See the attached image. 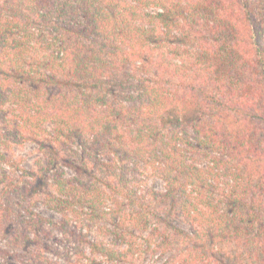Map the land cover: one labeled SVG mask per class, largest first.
Here are the masks:
<instances>
[{"label": "trees", "instance_id": "1", "mask_svg": "<svg viewBox=\"0 0 264 264\" xmlns=\"http://www.w3.org/2000/svg\"><path fill=\"white\" fill-rule=\"evenodd\" d=\"M76 206L118 221L70 231ZM130 227L172 263L264 264V0H0V261H133Z\"/></svg>", "mask_w": 264, "mask_h": 264}, {"label": "rangeland", "instance_id": "2", "mask_svg": "<svg viewBox=\"0 0 264 264\" xmlns=\"http://www.w3.org/2000/svg\"><path fill=\"white\" fill-rule=\"evenodd\" d=\"M12 152L14 157L19 160L21 167L31 170V171H38L39 169V163L46 161V153L43 152L42 149H40V146L33 142V141H26L24 144L21 145H15L12 148ZM12 171V169L10 170ZM66 173L68 175H72V172L70 170H66ZM131 179L129 182L130 188H134L139 192V195H144L146 193L147 189L155 188L156 191H163L165 186L164 183L157 179L155 176L150 175V171H136L135 174H131ZM135 181L136 183L133 184L132 182ZM140 181V183L137 184V182ZM46 183V181H45ZM132 183V184H131ZM46 187V186H45ZM42 193L39 192L36 194L31 200V205L33 210L45 216L46 218L53 220V221H63L64 215L60 212H57L55 209L51 208L49 204L48 196H53L54 191L50 189V187H46ZM48 192V193H46ZM151 196H146L142 201L141 204H144V208H150V210H154L155 203H151ZM150 205V206H149ZM109 209H113V206L107 205L105 210L109 211ZM137 210V208H136ZM23 213V210H21ZM112 213V211H111ZM107 219L105 218H98L95 217L91 219L89 211L86 208L76 206L74 208L73 214L69 215L67 218V222L69 224L68 230L73 231L74 229L79 231L82 230L83 233H87L89 237L91 238H99L102 239L104 237V234L102 232H105L104 230L100 232V227H107L109 230L114 228V223H117L118 220H114V218L111 216V214L107 215ZM17 227V226H16ZM151 227V226H150ZM148 227V229H133L129 228L126 230H122L121 232H124L127 234L126 238L132 239V243L135 244V251L136 255L133 259V261H123V262H113V261H95L94 264H179L178 261H166V257L163 258L158 253L153 254L152 248H156L154 245L151 249L148 250V245L150 244V236L152 228ZM185 227V226H182ZM131 231V232H129ZM144 231V232H141ZM54 241L57 243L58 239L64 238L61 236V232L56 230L54 233ZM132 237H131V236ZM2 240L0 239V243ZM106 241L111 242L112 238L109 236L106 238ZM120 241V240H119ZM64 246L71 245V242L69 243L66 239L64 241ZM31 247H34L32 244ZM126 248V246H122ZM185 247V246H182ZM11 252H24L22 249H11ZM48 257L52 258V261H46V264H74L76 261H64L62 259H57L52 254L46 255ZM1 264H43L42 262H35V261H20V258L12 260V261H0Z\"/></svg>", "mask_w": 264, "mask_h": 264}]
</instances>
